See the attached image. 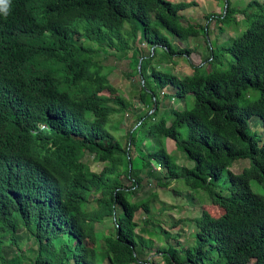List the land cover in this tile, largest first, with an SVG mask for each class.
<instances>
[{
  "label": "trees",
  "instance_id": "1",
  "mask_svg": "<svg viewBox=\"0 0 264 264\" xmlns=\"http://www.w3.org/2000/svg\"><path fill=\"white\" fill-rule=\"evenodd\" d=\"M191 5L5 0L7 14L0 11V264H23L18 253H3L7 240L20 252L19 229L38 244L32 264L142 262L139 254L153 243L137 233L139 209L147 214L145 222L165 234L166 244L155 250L163 264H264V139L250 129L254 116L264 128V5L251 1L241 10L229 4L225 12L208 15L222 28L236 23L240 12L247 25L229 42L217 48L209 44L202 63L179 76L160 65L189 56L193 50L179 42L207 34L209 27L183 23L181 13ZM138 41L146 43L148 54L140 52ZM110 49L132 51L129 65L143 79L138 107L156 109L122 137L113 134L122 120L111 123L112 115L138 109L109 83L111 66L101 63L100 52ZM227 55L233 60L224 67ZM171 85L176 93L162 97ZM189 96L192 106L159 117L162 98ZM167 140L192 167L177 162ZM146 142L153 143L149 151ZM87 153L106 162L100 171L83 161ZM241 160L246 164L234 171ZM144 166L158 169L162 187L182 181L223 209L219 215L202 209L190 220L194 245L178 240L186 218H173L166 227L152 221L156 191L132 199L142 181L132 172Z\"/></svg>",
  "mask_w": 264,
  "mask_h": 264
},
{
  "label": "rangeland",
  "instance_id": "2",
  "mask_svg": "<svg viewBox=\"0 0 264 264\" xmlns=\"http://www.w3.org/2000/svg\"><path fill=\"white\" fill-rule=\"evenodd\" d=\"M173 3L176 2H187L192 3L191 7L181 13L183 16V23H199L208 24L207 34H194L188 40L184 42H179L180 47L187 45L193 51L189 56L177 55L174 59L175 62L162 63L160 68L162 70L170 69L172 73L177 75L189 74L192 71L191 64H200L203 61L204 56L209 53L208 45L211 44L212 47L217 48L219 45L229 42L234 37H237L246 28V17L243 13H236L235 18L237 22L228 26L225 24L222 28L219 26L217 18L212 17L208 20V15L221 14L226 11L227 5H231L233 8L243 9L251 1H258L260 4L264 5V0H170ZM257 7L248 9L246 14L255 13ZM243 12V11H242ZM208 39L209 43L206 41ZM138 48L141 53L148 54L150 49L147 48L146 43L143 41H138ZM114 55H113V54ZM132 51L128 54L122 51H115L110 49L109 54L103 55L102 64L111 66L110 70L107 72V78L109 83L115 88L117 94L122 99H126L131 105L132 109H138L137 114H123L122 117L119 114L112 115L110 121L114 123L115 121L122 120L119 129L114 135L124 136L129 129L137 128L141 125L140 116L147 114L148 112L154 113L156 111L155 105H143V108L138 107L141 102V92H142V75L137 74L136 71L130 67V57ZM224 67L230 65L233 60L232 56H225ZM169 67V68H168ZM176 93L175 88L171 85L165 88L161 92V96L164 94L174 95ZM194 100L189 96L186 100L175 97L174 99H167L166 101L161 100V105L159 107L158 115L161 118L165 114H170L172 109H183L185 106H192ZM117 106V105H114ZM259 117L254 116L250 119V129L253 133H256L260 140L264 139V128L261 124ZM168 151L177 159V162L181 166L192 167V162L188 161L186 155L176 148V144L173 140H167ZM144 149L149 151L153 147L152 142H146ZM83 161L87 163L89 169L94 171H100L106 162L95 161L93 155L86 154ZM246 163L241 160L238 161L233 167L234 171H239ZM156 171L149 170L144 166L141 170H135L132 172V178L136 175L142 176L141 185L136 187L133 193L132 199L139 200L150 195L152 192L157 193L156 199L152 201L149 214L152 215V221L156 224H164V226H170L173 218L179 219L181 217L186 218L185 223L186 231L181 233L178 240L184 245H194L196 242L195 238V223L191 222L194 216H198L202 209H206L214 215H219L222 213L223 209L220 206L211 203V200L202 191H192L188 188L182 181L174 182L169 187H162L158 184V180L164 181V177L160 176ZM125 185H130L131 181L127 180L125 176L122 177ZM138 222L137 233L142 235L145 239H149L153 244L148 245L144 251H140V258L143 260L139 263L134 264H150L145 262L148 258L150 261L156 264H163V258L160 256L161 253H156V249L162 247L166 244V239L164 238V232L159 226L153 227L151 221L145 222L147 219V214L139 209L135 217ZM98 226V225H97ZM181 227V226H180ZM183 229V227H181ZM175 237V236H174ZM16 242L20 244V252H17L16 248L10 244L11 241L7 240L3 244V253L10 257L12 254L19 255L20 261L23 264H32V260L35 259V255L38 252V244L32 237L19 229L15 236ZM100 246H103V240L99 241ZM150 251V255H146L147 251Z\"/></svg>",
  "mask_w": 264,
  "mask_h": 264
},
{
  "label": "clouds",
  "instance_id": "3",
  "mask_svg": "<svg viewBox=\"0 0 264 264\" xmlns=\"http://www.w3.org/2000/svg\"><path fill=\"white\" fill-rule=\"evenodd\" d=\"M5 0H0V11H4L5 15L7 14L6 10H5Z\"/></svg>",
  "mask_w": 264,
  "mask_h": 264
},
{
  "label": "water",
  "instance_id": "4",
  "mask_svg": "<svg viewBox=\"0 0 264 264\" xmlns=\"http://www.w3.org/2000/svg\"><path fill=\"white\" fill-rule=\"evenodd\" d=\"M154 48H152V50H153ZM141 61H142V59L140 60V62H139V67L141 66Z\"/></svg>",
  "mask_w": 264,
  "mask_h": 264
}]
</instances>
